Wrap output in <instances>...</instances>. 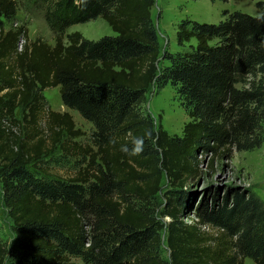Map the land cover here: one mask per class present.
<instances>
[{
    "label": "trees",
    "instance_id": "1",
    "mask_svg": "<svg viewBox=\"0 0 264 264\" xmlns=\"http://www.w3.org/2000/svg\"><path fill=\"white\" fill-rule=\"evenodd\" d=\"M26 1L56 41L7 28L19 1L0 0V179L15 235L12 251L0 239V264H264V201L255 192L216 195L195 209L183 197L160 214L157 204L164 178L183 188L200 177L203 154L262 144L264 16L225 9L218 23L182 19V49L166 52L170 64L160 68L155 0ZM98 17L116 34H66ZM168 82L192 119L182 135L141 109L149 88ZM57 86L93 124L87 142L69 112L48 106L44 91ZM56 150L85 166L69 177L38 166Z\"/></svg>",
    "mask_w": 264,
    "mask_h": 264
},
{
    "label": "rangeland",
    "instance_id": "2",
    "mask_svg": "<svg viewBox=\"0 0 264 264\" xmlns=\"http://www.w3.org/2000/svg\"><path fill=\"white\" fill-rule=\"evenodd\" d=\"M18 1L19 8L16 19L7 22L6 27L17 28L23 25L28 29L30 40L42 39L54 45L56 34L49 27L44 17L35 10L27 11L26 0ZM260 1L264 0H155L151 8V14L160 43L159 67L162 68L170 64V61L164 58L166 52L174 53L182 49L178 45L176 37L178 24L182 19L191 18L200 22L218 23L225 18L223 16L225 9L230 12L242 10L253 15L264 16V9L258 6ZM91 28L95 31L92 32ZM73 31H79L89 39H98L104 35L116 34L102 17L85 23L74 24L66 30V34ZM65 41H67L66 36ZM191 43H196V40L192 39ZM44 94L51 109L59 112H69L73 116L76 127L86 133L78 137L77 140L87 142L93 130V124L83 118L78 111L64 104L60 86L48 88L44 91ZM141 109L146 116L154 120L155 124H158L161 120L163 127L172 135H182L185 124L192 120L182 97L178 93V87L171 82L163 86L154 83L149 88ZM20 112V109H17L16 114L18 117ZM199 158L203 159L202 173L198 179L189 181L185 187H175L166 178L163 179V188L157 196L159 214L170 202L178 205L183 197L187 199L190 208L195 209L199 202L203 200L212 201L216 195L223 197L226 193L234 190L253 191L264 201V140L259 147L251 150H237L233 147L232 151L224 155L207 153ZM212 161L213 165L211 166ZM38 166L49 170L53 175L69 177L74 175L79 167H84L85 164L78 157L67 156L61 150H56L52 155L43 158ZM183 219L191 222L194 219V214L189 217L184 216ZM12 225L9 210L4 203V192L0 179V239L6 243L9 251L15 248V235ZM162 239V255L168 259L169 252L166 245L165 231L162 233ZM71 264L85 263L76 257L72 259ZM243 264H254V261L246 257Z\"/></svg>",
    "mask_w": 264,
    "mask_h": 264
},
{
    "label": "built area",
    "instance_id": "3",
    "mask_svg": "<svg viewBox=\"0 0 264 264\" xmlns=\"http://www.w3.org/2000/svg\"><path fill=\"white\" fill-rule=\"evenodd\" d=\"M20 49H21V47H20ZM203 228H205V229H209V226H204Z\"/></svg>",
    "mask_w": 264,
    "mask_h": 264
},
{
    "label": "bare ground",
    "instance_id": "4",
    "mask_svg": "<svg viewBox=\"0 0 264 264\" xmlns=\"http://www.w3.org/2000/svg\"><path fill=\"white\" fill-rule=\"evenodd\" d=\"M106 27H107V25H106ZM91 29H92V32H94V31H95L93 28H91Z\"/></svg>",
    "mask_w": 264,
    "mask_h": 264
},
{
    "label": "crops",
    "instance_id": "5",
    "mask_svg": "<svg viewBox=\"0 0 264 264\" xmlns=\"http://www.w3.org/2000/svg\"><path fill=\"white\" fill-rule=\"evenodd\" d=\"M72 27V26H71ZM71 27H69L68 29H70Z\"/></svg>",
    "mask_w": 264,
    "mask_h": 264
}]
</instances>
